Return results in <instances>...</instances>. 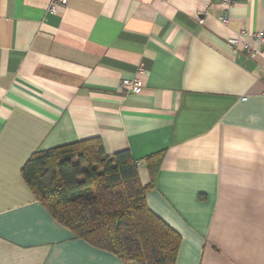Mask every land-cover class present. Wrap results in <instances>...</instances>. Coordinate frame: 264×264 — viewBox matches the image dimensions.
<instances>
[{
	"label": "crops",
	"instance_id": "0c3cea01",
	"mask_svg": "<svg viewBox=\"0 0 264 264\" xmlns=\"http://www.w3.org/2000/svg\"><path fill=\"white\" fill-rule=\"evenodd\" d=\"M223 1L0 0V264H124L20 175L34 153L93 138L129 152L142 185L161 155L146 204L180 236L176 264H264V47L228 44L264 31V0ZM134 76L139 94L120 86Z\"/></svg>",
	"mask_w": 264,
	"mask_h": 264
},
{
	"label": "trees",
	"instance_id": "16d2710c",
	"mask_svg": "<svg viewBox=\"0 0 264 264\" xmlns=\"http://www.w3.org/2000/svg\"><path fill=\"white\" fill-rule=\"evenodd\" d=\"M160 159L146 160L149 182L142 185L129 152L106 156L93 138L34 153L20 175L49 216L76 238L124 264H176L181 238L146 204Z\"/></svg>",
	"mask_w": 264,
	"mask_h": 264
},
{
	"label": "built area",
	"instance_id": "2783aa9c",
	"mask_svg": "<svg viewBox=\"0 0 264 264\" xmlns=\"http://www.w3.org/2000/svg\"><path fill=\"white\" fill-rule=\"evenodd\" d=\"M48 1V7L47 10L50 13H55L57 12L60 8L64 7L67 0H47ZM224 4L229 5L231 4L230 0H224ZM222 23H227L226 18H221ZM252 43H258L261 46L264 47V31L260 32H249L245 30H241L238 32V34L231 38L228 41V44L230 48L234 51L237 52L238 48L240 45L243 48V51L249 55L252 56H262L263 53L255 48ZM264 58V57H263ZM262 70L264 71V64L262 65ZM139 71H142L141 68H138V73ZM120 86L122 89L129 91L133 94H139L143 88L142 82L138 77L134 76L133 78L130 79H124L121 81ZM247 98H242V102H246ZM141 164L137 163V166L139 167Z\"/></svg>",
	"mask_w": 264,
	"mask_h": 264
}]
</instances>
